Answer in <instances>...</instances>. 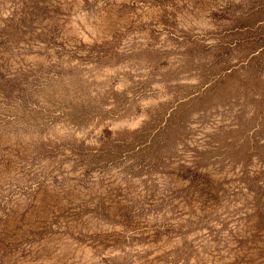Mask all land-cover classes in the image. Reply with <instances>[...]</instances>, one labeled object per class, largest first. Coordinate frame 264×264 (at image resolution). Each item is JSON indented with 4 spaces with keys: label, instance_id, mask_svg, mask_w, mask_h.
<instances>
[{
    "label": "rangeland",
    "instance_id": "374dc122",
    "mask_svg": "<svg viewBox=\"0 0 264 264\" xmlns=\"http://www.w3.org/2000/svg\"><path fill=\"white\" fill-rule=\"evenodd\" d=\"M0 264H264V0H0Z\"/></svg>",
    "mask_w": 264,
    "mask_h": 264
}]
</instances>
